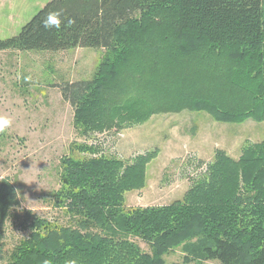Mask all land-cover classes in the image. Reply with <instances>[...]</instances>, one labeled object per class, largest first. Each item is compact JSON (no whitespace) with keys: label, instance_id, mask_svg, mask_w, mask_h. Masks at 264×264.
<instances>
[{"label":"trees","instance_id":"trees-1","mask_svg":"<svg viewBox=\"0 0 264 264\" xmlns=\"http://www.w3.org/2000/svg\"><path fill=\"white\" fill-rule=\"evenodd\" d=\"M52 13L59 29L45 26ZM75 47L106 49L92 79L61 87L84 136L163 107L203 109L224 121L264 119V0H50L17 35L0 40L2 50ZM71 148L90 155L62 158L54 197L76 225L52 226L28 212L22 225L33 231L9 264H166L164 255L180 245L184 262L264 264V141L238 161L218 154L183 199L131 208L125 192L143 185L153 154L125 163L96 144ZM16 203V188L3 181L0 225Z\"/></svg>","mask_w":264,"mask_h":264},{"label":"rangeland","instance_id":"rangeland-1","mask_svg":"<svg viewBox=\"0 0 264 264\" xmlns=\"http://www.w3.org/2000/svg\"><path fill=\"white\" fill-rule=\"evenodd\" d=\"M49 1L0 0V40L17 35ZM105 55V48L90 47L0 49V116L12 120L11 127L0 134V188L7 180L18 195V203L10 206L1 221L0 264H9L16 246L33 231L22 225L28 212L52 226L76 225L77 218L58 207L54 197L62 185V158L90 155L78 149L71 152L74 142L99 145L102 153L125 163L153 154L145 166L143 185L125 192V204L131 208L183 199L207 176L218 154L238 161L247 147L264 141V119L248 116L224 121L203 109L166 107L123 128L82 135L74 126V107L63 98L61 87L92 79ZM245 210L248 214L250 208ZM131 239L151 252L143 239ZM185 255L180 245L164 257L166 264H222L219 260L184 262Z\"/></svg>","mask_w":264,"mask_h":264},{"label":"clouds","instance_id":"clouds-1","mask_svg":"<svg viewBox=\"0 0 264 264\" xmlns=\"http://www.w3.org/2000/svg\"><path fill=\"white\" fill-rule=\"evenodd\" d=\"M54 17H57V19H54ZM59 13H52L49 14L47 17V20L45 21V26L48 27L52 24H55L56 28L59 29L60 27V22H59ZM68 23H72V21H68ZM12 125V120L9 119L6 116H0V134H3L6 132V130L11 127ZM45 264H47V261H45ZM67 264H77L76 260H69Z\"/></svg>","mask_w":264,"mask_h":264}]
</instances>
